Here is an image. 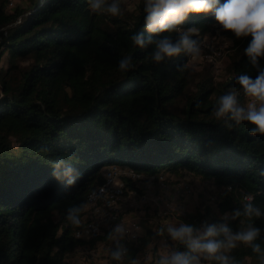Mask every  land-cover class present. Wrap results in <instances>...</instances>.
Masks as SVG:
<instances>
[{"label": "trees", "instance_id": "obj_1", "mask_svg": "<svg viewBox=\"0 0 264 264\" xmlns=\"http://www.w3.org/2000/svg\"><path fill=\"white\" fill-rule=\"evenodd\" d=\"M8 5L0 0V61L5 53L10 58L7 69L0 67V264H64L68 253L101 239L87 242L75 231L90 192L105 182L103 169L112 164L148 174L187 171L224 187L228 194L220 197L219 209L228 215L199 209L184 215L183 223H226L233 232L258 227L254 242L264 248V133L251 134V122L214 111L220 95L244 98L241 74L254 78L264 71V57L253 64L244 51L250 34L238 37L223 28L214 8L181 22L179 31L195 27L202 34L217 23L233 40L236 56L229 80L219 87L206 80L178 113L192 50L156 60L154 42L140 47L131 41L134 32L173 41L179 36L177 30L149 33L144 1L135 12L121 5L119 16L91 11L88 0H31L28 8L12 12ZM125 56L131 64L120 70ZM25 60L28 66H22ZM56 160L62 161L58 167ZM68 167L72 184L64 175ZM247 196L261 215L245 214ZM76 207L79 224L69 218ZM157 236L154 227L143 226L125 253L115 241L112 253L120 255L109 264H141ZM238 242L220 251L238 263L250 258L264 264L250 244ZM176 251L190 249L178 240ZM200 255L201 261L220 264Z\"/></svg>", "mask_w": 264, "mask_h": 264}, {"label": "clouds", "instance_id": "obj_2", "mask_svg": "<svg viewBox=\"0 0 264 264\" xmlns=\"http://www.w3.org/2000/svg\"><path fill=\"white\" fill-rule=\"evenodd\" d=\"M91 11L109 13L113 16L122 14L120 0H88ZM214 8L217 21L223 28L231 30L236 36L251 35V40L244 49L245 53L253 64H257L259 57H264V0H144L143 10L144 27L149 33H164L179 31L178 26L190 13L206 12ZM198 31L195 27H189L186 31H179L178 38L173 41L169 35H160L153 38L152 35L145 37L143 32H134L131 41L144 47L146 43H155L153 58L163 59L165 56L171 57L180 53L183 49L199 52V46L189 33ZM131 64V59L125 56L119 61L118 68L127 70ZM244 92L253 99L247 105L241 104L235 93L228 92L218 97V106L214 109L217 116L227 114L236 121L246 120L252 126L249 133H264V71L259 72L254 78L247 73L238 77ZM58 167L61 160H56ZM73 169L68 167L64 175L68 176V183H74L71 177ZM59 175V173H54ZM244 205L245 214L261 215V210L251 202ZM81 211L80 207L69 211V218L79 224V218L73 213ZM235 215H240L237 210ZM121 229L117 225V231ZM167 232L173 239L180 240L187 244L190 251H172L161 255L158 264H200L201 255L206 259L220 261V264H238L233 258L220 251L221 248L235 247L236 241H243L251 245L254 252L260 253V258L264 260V248L260 243H255L260 229L258 227H248L246 230L233 232L226 224H206L197 227L192 223H180L178 225L168 224ZM223 234V239L216 237ZM119 257V252L113 253Z\"/></svg>", "mask_w": 264, "mask_h": 264}, {"label": "rangeland", "instance_id": "obj_3", "mask_svg": "<svg viewBox=\"0 0 264 264\" xmlns=\"http://www.w3.org/2000/svg\"><path fill=\"white\" fill-rule=\"evenodd\" d=\"M144 0H120L123 8L129 12L137 11ZM31 0H12L8 5V11H14L15 7L28 8ZM29 12V11H28ZM25 15H27V13ZM20 19L16 22L19 23ZM215 30L202 34L199 31L189 33L190 37L197 40L199 52L190 54L188 60L190 81L185 93L177 102L176 111L179 113L186 102L188 95L196 93L197 89L206 80L213 82L214 86L219 87L221 82L229 80L231 77V65L235 58L233 40L227 37L216 23ZM188 28L183 29L186 31ZM8 53H5L0 61V67L4 70L10 63ZM30 60L22 61V66H28ZM252 97L244 94V98L238 101L247 105ZM109 169H114L119 176H131L127 165H108L104 167V173ZM135 180L129 181L125 187L122 200L118 203V216L120 218L131 219L136 217L142 226L149 225L156 229L158 236L153 239L149 247L141 257V264H158L161 255L168 254L176 250L178 240L173 239L167 232V225H178L183 223V216L195 214L197 210L210 211L220 217L228 215L221 214L219 209L220 197L226 196L228 191L211 181L191 173L183 172L177 176L168 170H161L159 173H141L136 175ZM133 183L135 188L129 184ZM182 184H189L192 188L191 193L179 195L175 187ZM146 195L147 201H140L141 196ZM167 209L168 213L159 215V211ZM89 214L86 211L83 222L88 220ZM208 219L207 221H209ZM104 235L93 246H84L67 254L64 264H109L113 257L115 241L113 232L109 230V225L104 227ZM107 234V235H106ZM239 244L236 241V245ZM229 248H223L228 250ZM200 264H210L200 260ZM238 264H253L252 259H243Z\"/></svg>", "mask_w": 264, "mask_h": 264}, {"label": "built area", "instance_id": "obj_4", "mask_svg": "<svg viewBox=\"0 0 264 264\" xmlns=\"http://www.w3.org/2000/svg\"><path fill=\"white\" fill-rule=\"evenodd\" d=\"M12 0H9V4ZM129 171L133 174L127 176H119L116 170L109 169L104 173L105 182L92 190L88 196L87 211L89 214L88 220L80 225L76 231L75 236L87 242L101 237L105 233L104 227L108 224L111 234L113 232L114 240L120 243L122 246V253L126 252L125 244L132 242L139 238L142 234L143 226L138 218L133 217L131 219L120 218L118 216V203L122 200L125 187L129 181L136 179V175L143 172H138L129 167ZM178 196L191 193L192 188L189 184H182L175 187ZM251 196H247L249 199ZM140 201H147V196L143 195ZM168 211L165 208L163 211H159V215H165ZM117 225L121 226V229L117 231ZM78 249H83L79 247ZM77 249V250H78Z\"/></svg>", "mask_w": 264, "mask_h": 264}]
</instances>
